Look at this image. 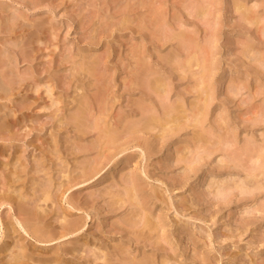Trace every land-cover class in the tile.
Listing matches in <instances>:
<instances>
[{
    "label": "rangeland",
    "instance_id": "1",
    "mask_svg": "<svg viewBox=\"0 0 264 264\" xmlns=\"http://www.w3.org/2000/svg\"><path fill=\"white\" fill-rule=\"evenodd\" d=\"M0 264H264V0H0Z\"/></svg>",
    "mask_w": 264,
    "mask_h": 264
},
{
    "label": "bare ground",
    "instance_id": "2",
    "mask_svg": "<svg viewBox=\"0 0 264 264\" xmlns=\"http://www.w3.org/2000/svg\"><path fill=\"white\" fill-rule=\"evenodd\" d=\"M123 162V161H122ZM119 163V164H117V166L115 167V170H119L120 168H121V166H122V164L123 163ZM225 189V188H224ZM224 189H223V191H224ZM227 190V189H226ZM222 192V191H221Z\"/></svg>",
    "mask_w": 264,
    "mask_h": 264
}]
</instances>
